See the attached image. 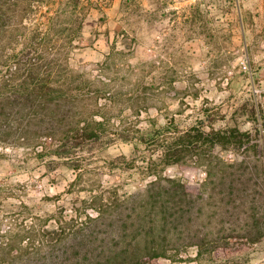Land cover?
Returning a JSON list of instances; mask_svg holds the SVG:
<instances>
[{"label": "rangeland", "instance_id": "374dc122", "mask_svg": "<svg viewBox=\"0 0 264 264\" xmlns=\"http://www.w3.org/2000/svg\"><path fill=\"white\" fill-rule=\"evenodd\" d=\"M28 60L64 104L48 134L8 104ZM0 78V264H264V0H0ZM195 125L251 140L160 164Z\"/></svg>", "mask_w": 264, "mask_h": 264}, {"label": "trees", "instance_id": "16d2710c", "mask_svg": "<svg viewBox=\"0 0 264 264\" xmlns=\"http://www.w3.org/2000/svg\"><path fill=\"white\" fill-rule=\"evenodd\" d=\"M18 58L16 55L14 56ZM18 59L17 61H19ZM20 61L18 62L17 71L14 73L17 76H20L18 73L21 69ZM36 62L28 60L27 63L24 64V72H26V76L20 81L15 84L16 89H12V98L9 97L8 104L9 106L16 105L15 103H21L22 109H33L35 105L38 107L36 113L31 116V123L35 122V127H38L37 130L38 134H48L54 130L53 121L57 112H61V108L64 104L56 102L53 103V100H45V97L48 93H50V88L44 82V80L36 81L29 80L30 77H33V73L37 70ZM14 78V77H12ZM2 80V78H0ZM0 128H6L9 125L7 119L9 120L10 113L7 111V104L5 102V97L7 96L3 90L5 89V84L0 81ZM3 84V89H2ZM2 91V92H1ZM41 97V98H40ZM11 98V99H10ZM38 100V103L36 101ZM264 116V115H263ZM24 121V120H22ZM30 121H27L26 124H29ZM203 123V122H202ZM22 122H20V127L22 126ZM264 125V122H263ZM258 129V128H257ZM164 130L161 132L159 131V136L154 138V142H157L160 134H163ZM250 136L246 132H242L238 127H229L226 129H215L211 128L209 131H206L202 126H192L191 128L187 129L186 131H177L173 132L170 137L166 139L159 140L160 143V151L161 154L158 158L159 163L166 166L169 164H175L180 162L183 157V153L187 152H199L201 150H209L210 148H214L220 146L222 148H233V149H241L244 148L245 145L250 143ZM66 144H62L59 148L57 154L60 157H68L69 156V149L65 147ZM246 149V148H245ZM155 163V162H154ZM152 165V164H151ZM151 165L149 166L150 172L155 173L152 171ZM155 183L151 185L154 187ZM183 187V186H181ZM104 212V211H103ZM102 213H99V216L95 219H91V223L101 222L103 220ZM82 229H75L70 232L69 235L73 237V240H76L81 234ZM72 239V238H71ZM93 243V242H92ZM74 244V242H72ZM76 245V244H75ZM78 246L81 244L77 243ZM56 244L52 246H42L40 244L39 248H37L38 252V259L36 264H52L53 260L50 255L54 251ZM106 253L107 260L106 264H129L132 261V264H149L152 263L155 259L162 256V254L158 253L157 251H151L146 253L145 255H137L134 254L132 256V260H128L127 257L121 258L119 254L112 255ZM112 255V256H111ZM104 263V264H105ZM91 264V263H90Z\"/></svg>", "mask_w": 264, "mask_h": 264}]
</instances>
